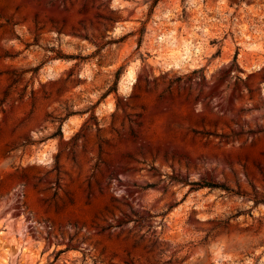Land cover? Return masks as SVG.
I'll return each mask as SVG.
<instances>
[{"label":"rangeland","instance_id":"1","mask_svg":"<svg viewBox=\"0 0 264 264\" xmlns=\"http://www.w3.org/2000/svg\"><path fill=\"white\" fill-rule=\"evenodd\" d=\"M151 3L0 0V264H264V0Z\"/></svg>","mask_w":264,"mask_h":264},{"label":"trees","instance_id":"2","mask_svg":"<svg viewBox=\"0 0 264 264\" xmlns=\"http://www.w3.org/2000/svg\"><path fill=\"white\" fill-rule=\"evenodd\" d=\"M159 1H160V0H152V3H151V5H150V7H149V14L152 13V11H153L154 8L157 6V4H158ZM7 24H8V23H7ZM11 32L14 33L12 30H11ZM140 45H141V40L138 42V47H140ZM39 68H40V67L38 66V67L31 68V69H29V70H27V71H13V72L10 74V75H12V77H13L12 85L16 84V83L18 82V80L22 77V75H23L25 72H31L32 75H35V74H37ZM118 73H119V72H117V74H116V78H117V76H118ZM25 89H26V88H24V91H25ZM93 108H94V107H93ZM61 121H62L61 118L58 119L59 125H58V127H57V131H56V133H54V134L52 135V137H56V136H58V137H60V139H62V134H61ZM88 185H89V184H88ZM191 185H193V186L195 187V189H191V190H198V189H201V188H204V187H207V188H209V189H213V188H215L214 185H200L199 183H192ZM46 202H47V201H45V203H46ZM69 203L72 204V200H71V199H69ZM54 209H55V211H57V206H56V205H54Z\"/></svg>","mask_w":264,"mask_h":264},{"label":"bare ground","instance_id":"3","mask_svg":"<svg viewBox=\"0 0 264 264\" xmlns=\"http://www.w3.org/2000/svg\"><path fill=\"white\" fill-rule=\"evenodd\" d=\"M189 49L187 48V47H185L181 52H180V54H179V56L181 57V58H187L188 57V54H189ZM125 79H126V81L124 82V86H128L132 81H133V71H132V69H129L128 71H127V73L125 74Z\"/></svg>","mask_w":264,"mask_h":264},{"label":"water","instance_id":"4","mask_svg":"<svg viewBox=\"0 0 264 264\" xmlns=\"http://www.w3.org/2000/svg\"><path fill=\"white\" fill-rule=\"evenodd\" d=\"M126 73H127V71L125 72V74ZM125 81H126V79H125V75H124V78L122 79L121 84L123 85ZM67 128H69V125H67Z\"/></svg>","mask_w":264,"mask_h":264}]
</instances>
